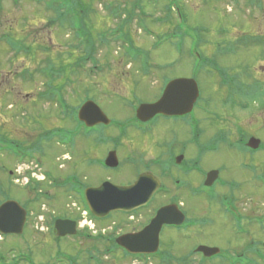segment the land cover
<instances>
[{
  "label": "rangeland",
  "instance_id": "rangeland-1",
  "mask_svg": "<svg viewBox=\"0 0 264 264\" xmlns=\"http://www.w3.org/2000/svg\"><path fill=\"white\" fill-rule=\"evenodd\" d=\"M45 1L1 0L0 141L5 136L29 150L42 140L44 133L66 129L74 134L70 138L75 142L64 145L58 139L42 140L40 148L43 152L37 150L32 153L33 157L25 160L4 151L6 145L4 141L0 142L3 149L0 151V205L13 200L29 212L22 235L0 236V264H128L106 255L109 244L104 236L84 240L78 237L80 231L74 237L59 238L53 230L57 218L79 221L81 217L89 229L95 230L93 235L90 233L94 237L96 231L105 230L110 223L119 225L122 221V215L117 213L100 220L90 215L88 219L83 217L82 209H79L83 208L82 195L65 182L68 177H73L88 188L108 177L121 180L95 167L98 160L106 156L107 150L113 149L112 143H105L112 140L106 135L115 137V131L107 130L105 137L102 129L97 130L96 133L102 136L101 145L94 143V137L85 140L80 135L75 139L81 127L74 121V109L78 110L90 99L114 122L124 121L132 117L128 104L135 98L143 101L158 98L160 79L188 76L195 78L201 94L195 111L200 121L199 129L203 132L202 141L208 142L220 132L230 130L233 137L240 131L243 138L252 136L264 143V99L254 98L264 83V0L261 8L247 5L246 0H141L145 16L136 8L139 0H84L86 5L91 4L85 8L88 13L86 24L95 40L93 53L97 63L89 60L82 67L78 66V61L83 58L76 47L74 31L68 24L59 25L55 12L47 8ZM167 5L173 9L170 21L159 22L169 14ZM117 7L120 14L114 17L111 11ZM128 11L130 15L134 12L131 20ZM179 13L184 19L182 29L190 40L183 41L182 32L175 31ZM122 26L135 46L142 50L140 57L146 58L144 64L150 62V76L143 77L139 71L142 64L135 60L131 62L124 53L129 44L112 35V31ZM248 31L252 34L244 36L243 33ZM102 33H109L105 42H101ZM6 36H12L26 49V46L33 47L35 54L28 56L25 51L16 54L8 48ZM261 37L262 42L259 41ZM38 46L48 50L36 51ZM195 54L201 55L202 60L194 58ZM48 60L56 66H66L62 79L67 78L70 82L64 86L62 97L69 108L60 105L56 98H40L48 91L47 77L41 71L47 68ZM58 83L56 85L62 86L63 81ZM179 126L168 125L165 130L161 125L156 130L157 135L146 142L139 141L148 144L139 149L150 158H158L160 154L161 157L171 154L173 150L169 152L167 148L170 144H175L178 149L187 145L188 155H194L196 145L189 146L190 141L193 142L189 132L186 126H182L185 132ZM238 138L231 137V143H236ZM130 140L124 139L125 145ZM152 142H165L166 148L157 154L155 150H149ZM132 154L136 159L141 156ZM236 156L233 168L229 166V172L225 173L230 180L240 178L243 170L246 175L252 174L247 166L256 164L252 157H248L250 164H246L242 155L236 153ZM259 158L256 161L258 170H263L264 153ZM36 160L41 163V170L55 183L58 181L57 184L46 180L41 186L25 188L27 180L35 183L43 178L42 172L34 166ZM222 160L226 161V157ZM241 160L240 170L237 161L240 163ZM88 163L94 166L88 167ZM237 184V193L240 189L245 190V186L246 190L253 188L243 181ZM42 194L46 197L42 198ZM260 206L264 207V202ZM148 214L143 213L132 222L128 220L131 222L128 230L139 229ZM93 246L98 252L89 253Z\"/></svg>",
  "mask_w": 264,
  "mask_h": 264
},
{
  "label": "flooded vegetation",
  "instance_id": "flooded-vegetation-1",
  "mask_svg": "<svg viewBox=\"0 0 264 264\" xmlns=\"http://www.w3.org/2000/svg\"><path fill=\"white\" fill-rule=\"evenodd\" d=\"M261 1L246 0V4L261 8L263 5ZM245 34L252 33L248 31L243 33L244 36ZM140 61L142 60L138 62ZM147 65L146 68L140 67L139 71L142 72L143 77L151 74L148 72L149 61ZM175 76L192 79L188 76ZM160 80L162 83L158 98L150 101L135 98L133 103L128 104L132 117L124 121H116L113 125L111 123L108 126H96L92 130L84 128L80 134L85 140L94 137L93 141L98 145L103 144L99 142L102 140L101 134L99 136L96 133L99 129H102L103 136L107 130L115 131L118 136L106 135L112 137V140L109 139L110 141L105 144L112 143L113 149L107 150L106 156H102L95 167H100L109 175L119 177L121 180L115 181L108 177L98 185L89 187L97 188L103 182L110 181L118 187L129 188L144 175L153 176L160 185L150 202L130 212L120 211L117 214L122 215L121 223L119 225L110 223L105 228L101 236H104L106 243L109 244L106 255L114 260L121 259L128 264H264V207L260 206V203L264 202V169L258 170L259 164L256 162L260 159L259 155L264 153V143L262 142L257 150L252 149L248 145L252 136L245 139L239 135V131L238 135L233 137L230 130L220 132L208 142L202 141L203 132L199 129L200 121L195 111L197 104L186 116L166 117L158 114L145 123L141 122L136 114L139 106L156 103L163 95L166 85L174 79L165 77ZM260 88L264 89V83ZM177 124L180 125L179 127L186 126L190 139L195 142L190 141L189 144L190 147L196 145L194 155H188L187 145L178 149L175 144L174 146L170 144L167 148L169 152L173 150L171 154L162 157L160 154L157 155L158 158H150L149 154L142 153L139 149L141 145H148L143 142L157 135L156 130L161 125L166 130L168 125ZM181 129L185 132L183 127ZM231 137L235 140L237 137L240 138L232 144ZM127 138L131 140L125 145L124 139ZM149 147L150 151L155 150L158 154L162 148H166V144L152 142ZM111 152H114L118 158L117 168L105 166L107 156ZM133 152L137 155L141 154L140 158L136 159ZM236 153L242 155L246 164H250L248 157H252L257 165L247 166V170L253 172L252 174L246 175L247 172L243 170L240 178L230 180L225 177V173L229 172V166L233 168V158H237ZM224 156L226 161L222 160ZM243 160L240 163L237 161L238 169ZM91 166L94 165L88 163V167ZM242 181L252 185L253 188L246 190L245 186V190L240 189L241 192L237 193L235 191L239 189L237 183ZM162 208H171L169 219L171 224L162 225L158 248L153 253L136 252L141 246L134 244L133 241L136 239L134 236L149 228L151 221ZM147 212L150 214L139 229L132 227L128 230L132 221ZM112 214L114 213H110ZM128 220L131 222L128 223ZM101 236L93 237L81 231L78 237L84 240L92 238L97 240ZM149 236L150 233L146 235L150 238ZM121 238L124 241L122 245L119 244ZM92 251L98 252L95 246L89 253Z\"/></svg>",
  "mask_w": 264,
  "mask_h": 264
},
{
  "label": "water",
  "instance_id": "water-1",
  "mask_svg": "<svg viewBox=\"0 0 264 264\" xmlns=\"http://www.w3.org/2000/svg\"><path fill=\"white\" fill-rule=\"evenodd\" d=\"M198 85L195 80L176 79L165 89L163 97L156 104L142 105L138 111V118L146 120L154 118L157 114L187 115L190 113L199 97ZM79 120L88 127H95L98 124H109L110 120L104 115L98 105L90 101L86 102L78 113ZM260 141L251 139L249 146L257 149ZM118 160L114 153L109 154L106 166L117 167ZM159 187L158 182L152 176H141L139 181L129 188L117 187L110 182L103 183L98 188H90L86 191L88 208L97 218H104L111 212L120 210L130 212L150 202L153 194ZM171 208H163L152 220L149 228L141 234L134 236L133 242L138 247L139 253H153L158 248L159 233L163 224H171ZM27 221L26 210L16 201H6L0 206V234L22 235ZM77 224L71 220H58L55 230L58 237L74 236L77 234ZM150 233V238L146 237ZM124 241L119 240L122 245Z\"/></svg>",
  "mask_w": 264,
  "mask_h": 264
},
{
  "label": "trees",
  "instance_id": "trees-1",
  "mask_svg": "<svg viewBox=\"0 0 264 264\" xmlns=\"http://www.w3.org/2000/svg\"><path fill=\"white\" fill-rule=\"evenodd\" d=\"M36 3L38 2H43L44 0H34ZM141 4L143 5V3L141 2V0H139V3H137L136 8L137 10L140 12V15L145 16L144 11L141 10ZM45 5H47V8H49L50 10L55 12L56 15V20L59 22V25L64 26L65 24L70 25V28L74 31V35L76 36V40L78 42V46L77 49L79 51V53H82V57L83 59H81V61H78V63L76 65H78L79 67L85 66L84 64H86V61L92 60L95 64L97 63V61L94 58V53L93 51L95 50V40H93V38L91 37V31L90 29L87 28V24H86V17H87V10L85 9L86 3L84 2V0H47L45 1ZM91 4H89L90 6ZM88 6V7H89ZM143 8V7H142ZM167 11L169 12V14L165 17V19L163 20V18L159 19V22H163L165 23L166 21L169 22L170 21V17L173 13V9H171L170 7H166ZM0 11H1V0H0ZM124 11V10H123ZM126 11V10H125ZM134 11V10H133ZM135 12V11H134ZM133 12V13H134ZM2 12H0L1 14ZM131 12L128 11V15H130ZM131 14L129 17V20L132 19V17L134 16V14ZM111 14L115 17V16H119L120 14V10L119 7L115 8L114 11H111ZM180 15V19H179V23L176 25L175 27V31L176 32H181L183 31V29H181L182 24L184 23V19H182L181 14ZM113 36H115L116 39H119L120 41H124L126 43H128L129 45L126 47V55L130 58H139L140 56H143V52L141 49H139L138 47L135 46L133 39H131L130 35L125 32V27L122 26L119 30L117 31H112L111 32ZM103 35L101 36V42H105L107 40V35L106 33H102ZM183 37V34H182ZM7 41L8 44V48L10 47L13 51L16 52V54L24 52L25 51V55H33L35 54L33 51V47L31 46H26L27 49L24 47V45L20 44L18 41L15 40V38H13L12 36H6L4 37ZM3 40V39H2ZM4 42V41H3ZM21 43H23V41H20ZM100 42V40H99ZM24 44V43H23ZM39 48H37L39 51L41 50H48L47 48H44L42 46H38ZM61 69H59L58 67H61ZM61 66H56L54 65L52 60H48V64L46 65L47 68L42 69L41 71L43 72L42 74L45 75V77H47V87H48V91H46L45 93H42L40 98H56V100H58V102L60 103V105H64L66 107L69 108V105L67 104L66 100L64 99V97H62V90L64 89V86L66 84H69V79L65 78L64 80L62 79V74L65 72L66 70V66L65 65H61ZM81 69V68H80ZM63 84L62 86L58 85V82H62ZM56 83H58L56 85ZM263 95L259 92L258 94V98L260 97L261 99H263L262 97ZM62 107V106H61ZM76 114H77V110L74 109L73 112V117L75 120H77L76 118ZM73 134L68 131V130H54V131H49L44 133V135L41 136L42 140H47L49 142H52L53 140H55V137L58 138V140L62 143L65 144L69 141H71V136ZM71 137V138H70ZM41 140V141H42ZM41 141L37 144L34 145L33 148L29 149V151L25 154V155H29V157H33L32 153L34 151L40 150L43 152V149L40 148V144ZM73 143V141L71 142ZM12 145V144H11ZM12 151H14L16 154H18L17 152H19V149L16 147L14 148L12 145ZM30 152V153H29ZM65 182H68V186L70 187V189H75L76 192L80 193L81 195H83V187L84 185H82L81 182H77L74 183L71 180H67ZM58 181L55 183L57 184ZM85 188V187H84ZM44 196L46 197V195H41V197ZM40 197V196H39ZM38 197V200H39ZM40 197V199H42Z\"/></svg>",
  "mask_w": 264,
  "mask_h": 264
},
{
  "label": "built area",
  "instance_id": "built-area-1",
  "mask_svg": "<svg viewBox=\"0 0 264 264\" xmlns=\"http://www.w3.org/2000/svg\"><path fill=\"white\" fill-rule=\"evenodd\" d=\"M27 182V181H26Z\"/></svg>",
  "mask_w": 264,
  "mask_h": 264
}]
</instances>
